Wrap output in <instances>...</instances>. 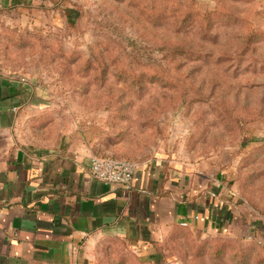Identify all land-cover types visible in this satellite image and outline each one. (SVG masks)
Here are the masks:
<instances>
[{"label": "rangeland", "instance_id": "374dc122", "mask_svg": "<svg viewBox=\"0 0 264 264\" xmlns=\"http://www.w3.org/2000/svg\"><path fill=\"white\" fill-rule=\"evenodd\" d=\"M42 1L0 10V71L35 100L25 137L75 134L93 156L223 176L263 228L264 0ZM249 234L176 226L151 254L117 238L93 253L96 264H264V234Z\"/></svg>", "mask_w": 264, "mask_h": 264}, {"label": "crops", "instance_id": "0c3cea01", "mask_svg": "<svg viewBox=\"0 0 264 264\" xmlns=\"http://www.w3.org/2000/svg\"><path fill=\"white\" fill-rule=\"evenodd\" d=\"M35 3L0 0V10L46 7ZM33 98L24 79L0 71V264H96L93 248L108 238L151 254L182 222L203 233L264 234L223 176L155 159L135 164L130 189L116 188L91 177L93 151L75 134L33 144L22 126Z\"/></svg>", "mask_w": 264, "mask_h": 264}, {"label": "built area", "instance_id": "2783aa9c", "mask_svg": "<svg viewBox=\"0 0 264 264\" xmlns=\"http://www.w3.org/2000/svg\"><path fill=\"white\" fill-rule=\"evenodd\" d=\"M136 165L133 162L108 156H91L89 174L95 180L116 188L130 189L135 177ZM186 226V222L181 223Z\"/></svg>", "mask_w": 264, "mask_h": 264}, {"label": "trees", "instance_id": "16d2710c", "mask_svg": "<svg viewBox=\"0 0 264 264\" xmlns=\"http://www.w3.org/2000/svg\"><path fill=\"white\" fill-rule=\"evenodd\" d=\"M126 161H129V160H126ZM131 162V161H130ZM134 163V162H133ZM154 245H156V243L154 244Z\"/></svg>", "mask_w": 264, "mask_h": 264}]
</instances>
